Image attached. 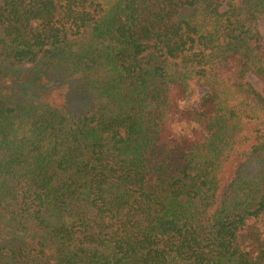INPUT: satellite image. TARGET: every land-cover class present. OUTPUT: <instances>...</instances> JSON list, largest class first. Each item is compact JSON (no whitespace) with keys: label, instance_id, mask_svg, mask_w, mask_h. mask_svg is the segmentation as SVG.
<instances>
[{"label":"trees","instance_id":"trees-1","mask_svg":"<svg viewBox=\"0 0 264 264\" xmlns=\"http://www.w3.org/2000/svg\"><path fill=\"white\" fill-rule=\"evenodd\" d=\"M262 17L0 0V264H264Z\"/></svg>","mask_w":264,"mask_h":264},{"label":"rangeland","instance_id":"rangeland-1","mask_svg":"<svg viewBox=\"0 0 264 264\" xmlns=\"http://www.w3.org/2000/svg\"><path fill=\"white\" fill-rule=\"evenodd\" d=\"M260 30L264 37V17L260 20ZM247 78L259 89H262L261 81L253 74L248 73ZM207 88L204 85H200L197 83H192L190 86L189 96H188V103L195 104L198 99L202 96L203 93Z\"/></svg>","mask_w":264,"mask_h":264}]
</instances>
